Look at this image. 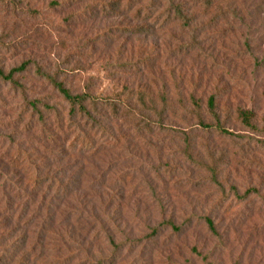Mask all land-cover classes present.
Listing matches in <instances>:
<instances>
[{
  "label": "rangeland",
  "instance_id": "374dc122",
  "mask_svg": "<svg viewBox=\"0 0 264 264\" xmlns=\"http://www.w3.org/2000/svg\"><path fill=\"white\" fill-rule=\"evenodd\" d=\"M20 65L0 79V209L29 214L0 217V253L264 264V0H0V69ZM54 81L110 99L91 142Z\"/></svg>",
  "mask_w": 264,
  "mask_h": 264
},
{
  "label": "trees",
  "instance_id": "16d2710c",
  "mask_svg": "<svg viewBox=\"0 0 264 264\" xmlns=\"http://www.w3.org/2000/svg\"><path fill=\"white\" fill-rule=\"evenodd\" d=\"M176 12L183 17L180 10H176ZM23 65H20L19 67H15L10 69L7 73H5L2 69H0V79H3L5 81H14L13 75L16 71L22 70ZM54 86L56 89L60 92L63 99L66 101V103L69 105V111H68V120L69 122H75L77 124V129L79 130V138L81 139V142H91L92 136L90 138V133L87 131V129L92 130L93 128H99L100 126H106L107 122L109 121L110 117L108 113L102 112L103 108L106 106L107 108H110V99H102L98 98L97 96L92 95L90 92H82V93H73L68 87H66L63 82L60 81H54ZM144 100V99H143ZM32 102V101H31ZM30 102V103H31ZM163 103L166 104L167 100L163 99ZM32 107L34 110H38L37 107V101H33ZM209 106L213 110L214 107V101L213 98L209 99ZM42 113H40L39 117L42 119ZM163 114H161L159 117L161 118L160 124L163 123V119L166 118L165 116L162 117ZM242 119L246 123H250L251 115L247 112L240 113ZM151 120V119H149ZM106 121V122H105ZM152 123V120H151ZM199 125L204 128H215L218 131L226 134H231L228 129L224 128L220 123H217L216 125L205 123L203 120L200 121ZM11 201L12 198H9ZM1 210V209H0ZM29 214V211L27 210H21L16 211L12 208H6L4 210H1L0 217H1V223L4 225H7L10 222H17L23 220V218L27 217ZM31 218V217H30ZM29 218V219H30ZM28 219V218H27ZM28 219V220H29ZM45 221V219H44ZM28 223V221H27ZM0 239H3L0 237ZM2 241V240H1ZM15 241H12L10 245H8L9 248H12V253L9 249L1 248L0 253V264L6 263V262H12V264H25L26 263V252H32L34 248L36 249L37 246L29 244L27 247L25 246L23 253H21V249L19 248V252L16 254L15 257H10V255H15L16 246ZM39 249L41 251H44V246L40 245ZM17 257V258H16Z\"/></svg>",
  "mask_w": 264,
  "mask_h": 264
}]
</instances>
